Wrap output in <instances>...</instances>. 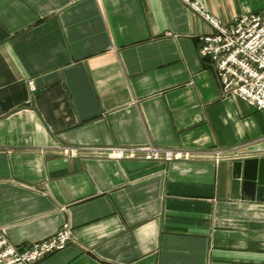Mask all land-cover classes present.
<instances>
[{
	"label": "crops",
	"instance_id": "0c3cea01",
	"mask_svg": "<svg viewBox=\"0 0 264 264\" xmlns=\"http://www.w3.org/2000/svg\"><path fill=\"white\" fill-rule=\"evenodd\" d=\"M221 23L264 0H200ZM183 0H0V226L18 248L69 223L34 264H264V201L231 194V165L197 159L131 178L61 147L264 156V109L223 95ZM32 81L34 90L29 81Z\"/></svg>",
	"mask_w": 264,
	"mask_h": 264
},
{
	"label": "built area",
	"instance_id": "2783aa9c",
	"mask_svg": "<svg viewBox=\"0 0 264 264\" xmlns=\"http://www.w3.org/2000/svg\"><path fill=\"white\" fill-rule=\"evenodd\" d=\"M188 7L212 25L213 31L199 37V54L209 58L221 83L223 95L243 99L256 109H264V8L236 16L221 23L200 0H183ZM31 89L32 81H29ZM64 155L86 154L122 162L147 161L158 164L170 161L241 159L249 156L244 145L211 150H190L160 147L155 144L138 146L80 145L61 147ZM72 240L69 223H63L53 235L21 248L14 245L0 226V264H34L39 259L62 250Z\"/></svg>",
	"mask_w": 264,
	"mask_h": 264
},
{
	"label": "water",
	"instance_id": "95a60500",
	"mask_svg": "<svg viewBox=\"0 0 264 264\" xmlns=\"http://www.w3.org/2000/svg\"><path fill=\"white\" fill-rule=\"evenodd\" d=\"M121 166L131 174V178L165 168L164 163L129 160L122 161ZM230 185L233 198L264 201V156H246L234 160L231 165Z\"/></svg>",
	"mask_w": 264,
	"mask_h": 264
}]
</instances>
